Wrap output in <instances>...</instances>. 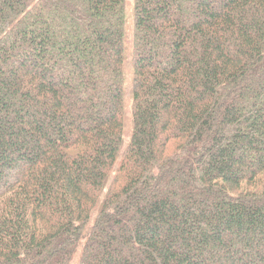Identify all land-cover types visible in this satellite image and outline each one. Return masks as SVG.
Masks as SVG:
<instances>
[{
	"label": "trees",
	"instance_id": "16d2710c",
	"mask_svg": "<svg viewBox=\"0 0 264 264\" xmlns=\"http://www.w3.org/2000/svg\"><path fill=\"white\" fill-rule=\"evenodd\" d=\"M132 3L0 0V264H264V0Z\"/></svg>",
	"mask_w": 264,
	"mask_h": 264
},
{
	"label": "rangeland",
	"instance_id": "374dc122",
	"mask_svg": "<svg viewBox=\"0 0 264 264\" xmlns=\"http://www.w3.org/2000/svg\"><path fill=\"white\" fill-rule=\"evenodd\" d=\"M132 0H126V14H127V19H128V27H127V35H128V42H127V47L128 49L130 48V37H131V11H132ZM131 133V100L129 97V94L126 95V101H125V127H124V139L125 141H128Z\"/></svg>",
	"mask_w": 264,
	"mask_h": 264
}]
</instances>
